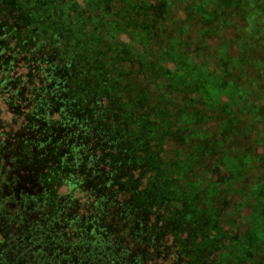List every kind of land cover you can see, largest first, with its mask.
<instances>
[{
    "label": "trees",
    "instance_id": "16d2710c",
    "mask_svg": "<svg viewBox=\"0 0 264 264\" xmlns=\"http://www.w3.org/2000/svg\"><path fill=\"white\" fill-rule=\"evenodd\" d=\"M17 1L0 0V264H163L166 258L169 264H195V258L201 264H264V245L247 255L253 191L264 189V32L245 8L218 9L211 3L216 0H89L87 14L76 1L68 3L74 15L65 0ZM207 3L217 11L209 24ZM134 24L142 30L133 33L147 43L161 34L174 41L175 61L171 53L152 54L164 58V66L169 59L180 64L177 48L186 62L192 58L207 70L201 73L235 80L246 95L232 115L208 109L206 83L196 72L177 80L176 88L156 73L162 77L159 96L132 84L128 66L139 56L115 38ZM77 47H83L80 55L71 51ZM227 120L238 124L225 129ZM87 149L99 151L91 164L95 173L79 165L77 152ZM224 150L242 163L240 182L223 163ZM189 181L200 183V210L209 209L203 199L209 200L208 187L221 181L210 193L217 224L209 228L192 217L176 234V217L190 201L173 189L187 192ZM156 184L157 201L145 203L146 211L142 195ZM79 185L99 197L84 225L58 235L31 226L37 212L61 219L59 191L68 187L71 195ZM21 226L23 239L17 238ZM221 235V247L196 256Z\"/></svg>",
    "mask_w": 264,
    "mask_h": 264
},
{
    "label": "rangeland",
    "instance_id": "374dc122",
    "mask_svg": "<svg viewBox=\"0 0 264 264\" xmlns=\"http://www.w3.org/2000/svg\"><path fill=\"white\" fill-rule=\"evenodd\" d=\"M19 1L21 0H18L17 2ZM65 1L67 2V8L71 14L78 15L75 12L76 10L75 7L71 9L68 6V3H73V1H76L77 4L75 2L74 4L80 7L79 10H84L86 14L89 13L88 8L91 3L89 0H65ZM202 1L203 0L198 1V2L201 3ZM228 1L229 0H227V2L226 1L224 2V0H221V3H220L216 0V1H212L211 3L212 4L214 3L213 4L214 7L215 8L218 7V9H222L224 7L222 6V4H228L229 7L227 8H232V9H235L236 6H239V5L240 7L243 6L248 14L250 22L251 23L258 22V24H260V27H261L260 32H264V0H235V1H232L235 4L233 3L230 4L228 3ZM98 2L101 3V1H98ZM202 3H205V2H202ZM211 3H207L206 8L209 12H206L204 14L205 23L207 24L213 22L215 19V16L217 15V11L214 10V7ZM200 7H203V6L199 4L197 6V9H200ZM156 19L157 18H153V20H156ZM138 22L140 21L138 20ZM155 24L156 23L154 21V25ZM226 25H228V23H226L224 26ZM136 26L137 24L136 25L134 24L133 26L130 25V27L128 28L129 31L124 32V33H119L115 38V42L116 41L118 42V45L121 49L122 47L125 46V49L131 50L133 54L139 56L138 63H133L128 66V68H130L132 72V79H133V82H131L132 84L138 83L137 84L138 87H141V88L145 86L146 87L145 91L147 93H151V94H155L159 96L160 91L158 89L161 88L159 84L162 81L161 76H163L164 78L168 80L174 81L175 84L172 86L176 88L178 87V85L176 84L177 80L181 79L182 77H187L190 74H193L196 72L198 73L199 79L201 77L206 83V91L203 92V95L206 100L205 104L207 105L208 109L209 110L218 109V110H221L224 113V115H227V116L232 115L234 108L237 106V104L241 100L245 98V95H246L245 90L235 80L227 81L226 78L218 75L217 73H211V72L209 74L207 72L206 74L201 73L202 71L205 72L207 70L203 68L202 65L195 64L192 58L188 60L189 62H186L185 58L182 55H180L177 48H175L176 49L175 53H176L177 58L179 60H182L180 64H178L177 66L174 63L176 58L172 57L174 55V49H173L174 41H171L170 39H168L166 42V39H164V37L161 34V36H159V39L155 40V37H154L151 42L147 43L146 41L140 40L139 38H137L136 33H133V31L142 30V28L140 27V24H139V29H137ZM151 31H152V26L148 25L147 35H151ZM168 36L172 37L170 35ZM78 37H81V34L76 35L74 37V40H76V38ZM256 39H258V37H256ZM82 48L83 47H81V49ZM81 49L80 47H77L71 51L72 53H75L76 55H80V52L82 51ZM154 51H156L157 54L160 53L159 54L160 56H167V54L171 53L170 58H173L174 61L169 59L170 61H167L168 63H166L164 66V63L162 62L164 58L162 59V58H159L158 56L157 58L153 57ZM140 54H142L145 57L143 61H142ZM222 56L224 59L226 58L224 54V49L222 51ZM157 61L158 63H155V64L151 63V62H157ZM173 65L174 67L177 66L179 68V72L177 73L171 72L170 68L167 67V66L172 67ZM156 73H158L161 76L155 77ZM39 86H41L40 83H39ZM48 93H50V91ZM224 97L228 98L230 100V103L224 104L223 103ZM158 101L160 100L158 99ZM179 102H182V101H177V103ZM221 104H224V105L221 106ZM158 105L160 104L158 103L157 106ZM194 113H197V112H194ZM7 118L10 119V116H8ZM237 124L238 122L236 121L227 120L224 123V127L225 129H227L226 127H236ZM53 133H54V136L60 137L62 132L58 130H54ZM77 154L81 158L79 165H84V167L87 170H91L90 171L91 173H95V171L93 170L94 167L91 164L93 163V161H95L96 156L100 155L99 151L93 150V152H91L89 149H87V152L85 151V153H81L80 151H78ZM88 154L91 155V158H90L91 162L90 160H88ZM222 155H223L222 156L223 163L231 171L233 182H236V183L240 182L244 177L242 163L237 161L231 155L229 156L226 150L222 152ZM85 156L86 158L84 159ZM54 161H57V159H54ZM190 161L191 160L188 158L187 162H190ZM177 165H179V161L174 166H177ZM189 165L190 164L186 165L184 169H188L187 166ZM85 168L82 169V172H85ZM76 175H77L76 176L77 178H75V181L76 180L79 181L80 178L83 176L82 173H81V176H79L78 174ZM164 177L165 176L158 177L159 182H163ZM140 178H143V175L140 176ZM137 181H139V179H137ZM220 182H214L211 186L208 187V189H210L212 193H215L218 190V185L220 184ZM152 183H156V182L153 181ZM67 188L68 187H63L59 191V194H58V199L62 200L61 207L64 208L62 210L63 214L60 213L62 215V218L60 219L59 214H56L57 216L52 217V216L44 215V212H41V213L37 212L36 216L32 218V221L30 223L33 228H37L38 230L44 233H51L53 235H58V234H62L63 231L72 232L73 229L76 227V223L78 222H83V225L85 224V221H87V217L89 215V210L94 209L93 206L95 205L97 198H99L98 194L97 195L95 194V192L92 190L93 189L92 187L91 188L85 187V186L83 187L79 185L78 187L73 189L71 195H66L68 192ZM158 189L159 187L156 184V187L153 186V188L146 190V193L142 195V198L144 200H142L141 203L143 204L144 208H145V203H146V206L148 207V204L152 203V201L153 202L157 201L154 198H157L156 191H158ZM178 189H182V187H177L176 185L175 188L173 189L174 190L173 192H177V191L180 192L181 195H177V197H183V193H188L187 201H190V203L188 206H185L183 210L177 215L176 221H175L176 231H174V233L176 232V234H180L182 232V229L185 226V223L187 221L188 222L192 221L190 220V218L192 217L196 218V220H199L201 218L206 220L208 223L207 226L209 228L214 227L217 224L216 215L218 211L213 206V201L211 200L213 196H210L211 192H209V195L207 196L209 200L203 197V199L206 200V203L209 209L200 210L195 207V204L197 203L198 199L201 196L199 182L189 181L188 187L186 188L187 192L185 191L181 192V190H178ZM253 193H254V196L256 197V201H255V206H254V212L248 220L249 229H248L247 235H248L249 240L251 241V245L248 248L247 255H249L250 252L253 254L259 253V251L264 245V189L255 188ZM152 197L154 200L150 199ZM70 208L72 210H70ZM145 210L147 211L146 208ZM67 215H70V216L67 217ZM61 226H64V229H61ZM23 230H25V228L21 226L19 229V232H22V234H18L17 238L19 237L21 239L25 238L26 232L24 233ZM87 232H89V230ZM2 233L6 234L5 230H3ZM214 234L216 235V233ZM233 236L235 238H238L235 234ZM224 238L225 236H222V235L217 236L214 240L208 242L206 245L200 246L196 251V256L204 255L206 253V249L209 247H214V248L221 247L222 240ZM248 238L246 236L247 240ZM11 240H16V238H11ZM195 259H196L194 260L195 264H201L197 258ZM162 262H165L163 264H169L171 261L168 258H166V259H162Z\"/></svg>",
    "mask_w": 264,
    "mask_h": 264
}]
</instances>
